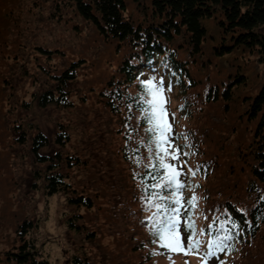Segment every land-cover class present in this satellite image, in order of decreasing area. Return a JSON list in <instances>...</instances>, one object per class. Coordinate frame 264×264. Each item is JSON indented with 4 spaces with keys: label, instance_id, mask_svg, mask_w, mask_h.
Returning <instances> with one entry per match:
<instances>
[{
    "label": "rangeland",
    "instance_id": "obj_1",
    "mask_svg": "<svg viewBox=\"0 0 264 264\" xmlns=\"http://www.w3.org/2000/svg\"><path fill=\"white\" fill-rule=\"evenodd\" d=\"M67 1L0 0L2 3L5 2L3 7H7L4 13L6 21H2L4 26L1 27L0 33V93H3L4 98L5 95L7 97L2 78L8 67L20 62L24 66L20 67V70L15 66L10 74L21 94L19 100L25 99L28 102L24 106L20 102L14 104L12 103L14 100H9L0 107V264H6L9 253L16 252V247L20 243L16 230L26 219L31 227L24 237L35 243L41 257L47 259L50 264H72V256L84 255L93 264H142L139 261L141 258L148 264H202L201 254L207 250V242L211 237L206 238L205 233L201 234V225L198 226L196 235L197 240L201 241L199 253L193 251L184 255L164 248L162 250L157 244L148 245L146 242L140 246L141 249L133 247L128 244V239L125 240L126 231L116 233L120 226L105 220L106 208L103 205L105 199L102 187L107 177L108 183L112 186L117 177L115 168L122 169L127 166L122 155L129 149L123 148V137L121 130L117 132L116 118L111 112L103 109L98 93L114 73L115 67H118L124 56L129 53V49L125 48L121 53L115 50L113 44L102 40L97 29L92 24L84 22ZM125 1L127 4L125 14H128L130 19L152 21L149 13L151 0H140L138 3L134 0ZM10 10L13 14L8 12ZM217 16L218 14H215L214 18L202 20L207 33L201 53L188 55L185 49L178 48L179 60L190 59L186 63L188 73H184L182 80H177L174 72H168L166 74L168 80L163 84L164 95L168 99L166 107L169 122L172 124L173 144L179 147L181 153L190 154L181 155L179 161H170L183 165L182 175L178 177L184 185L181 189L183 207L179 216V231L182 238L181 228L185 219L182 213L187 209L185 195L192 197L195 194L198 201L200 196L198 203L200 212L205 207L204 201L202 203L201 200L205 188L210 190L211 186L223 187L235 183L229 186V190L233 189L232 194L240 199L245 197L247 166L242 160L235 159L236 164L233 161L244 149L240 146V141L245 143L249 141L256 124L254 121L246 122L242 98L245 95L252 96L260 81L264 79V66L255 54L237 49L224 55L215 52L223 45L230 44L229 40H223ZM21 27L23 39L20 37ZM23 42L27 44L25 49H22ZM38 45L56 46L64 52L50 60L52 68L61 70L72 59L84 58V61L79 63L77 74L75 72V79L66 86L73 97L74 104L71 107L59 108L53 104L40 107L36 98L32 99V93L46 89L43 88L44 85L34 83V79L39 76L42 81H47L36 68L38 62L44 61V57L41 60L39 56H35L32 47ZM174 64L175 68L171 65L170 70L176 69L178 63L174 61ZM240 70L246 81L237 88H234L236 86L234 83L231 87L233 98L226 100L224 91L238 76ZM161 78L165 79L161 76L156 82H160ZM189 81L193 83L187 86ZM169 85L171 91L167 90ZM128 91L134 95L136 87L132 85ZM216 91L219 97L211 98ZM208 93L211 94L210 100H206L205 97ZM9 103H12L10 109L2 118V111L8 108ZM201 122L206 124L205 127L202 126L203 131L206 130V133L216 141L215 147L207 141L205 146L197 142L196 137L203 135L199 129ZM16 123L20 124L19 128L16 127ZM58 123L65 125L70 136V140L66 141L64 146L54 142ZM38 130L42 131L48 140L47 146L41 149L42 154L51 155L58 150L62 155L68 152L78 157V165L70 169L66 165L63 166V173L68 176L66 181L76 193L92 198L94 202L92 209L86 210L71 205L68 199L74 197V194L70 192L46 194L43 180L41 182L35 177V172L38 173L42 167L34 163L29 148L30 138ZM21 132L26 135L24 144L16 141L17 135ZM193 148L196 153H192ZM115 149L118 150L120 157L111 153ZM204 149L216 155V162L219 164L217 170L211 174L209 184L200 177V173H197L204 165L201 161L208 160L200 153L204 152ZM148 161L149 158L142 159V162ZM189 169L195 170L197 174L193 176ZM196 185L198 187H194ZM213 199L218 198L214 196ZM73 215L82 216L76 224L82 225L80 230H74L68 225ZM142 236L143 231L138 229L133 241L137 242L140 239L138 242L140 243L143 240ZM232 244L233 251L218 253L208 261V264L221 262L264 264V228L253 238L252 243L246 244L247 249L242 250L243 255L240 253L239 243L231 242L230 248ZM153 252L160 254L152 255Z\"/></svg>",
    "mask_w": 264,
    "mask_h": 264
},
{
    "label": "trees",
    "instance_id": "obj_2",
    "mask_svg": "<svg viewBox=\"0 0 264 264\" xmlns=\"http://www.w3.org/2000/svg\"><path fill=\"white\" fill-rule=\"evenodd\" d=\"M134 1L138 3L140 0ZM67 2L84 22L92 24L97 29V33L102 40L113 44L115 50L122 53L125 48L129 49V53L124 56L120 65L115 67L114 73L106 80L98 93L103 109L111 112L116 118L117 132L121 130L123 137V148L129 149L122 155L127 166L122 169L115 168L117 177L114 179L112 186L108 183L109 178L107 177L104 187H102L103 198L105 199L103 205L106 208L104 215L106 216L105 220H108L109 223L120 226L115 231L116 233L120 234L126 231L125 240L128 239V244L133 247L141 249L140 246L144 242L148 245H156L152 242L154 238L150 234L151 224L149 218L157 210L155 207L149 206L146 198L152 192L159 191L160 195L165 197L164 203L173 207L170 201L175 188L153 189L149 187L156 181L149 178L150 169L147 165L150 160L142 162V159L150 156L155 157V148L154 145H151L153 152L148 151L151 136L147 131L149 125L138 107L139 101L137 98L144 95L142 81L159 78L168 72H174L177 75V80H182L184 73L189 71L186 63L190 59L179 60L177 50L183 48L188 55L201 53L207 33L202 20L204 18H214L215 14H218L217 23L222 30L223 40H229L230 42L229 45H223L215 52L218 55H224L226 52L235 49L243 52L247 51L255 54L264 66V0H151L149 13L152 21H145L146 19L134 21L132 18L130 19L128 14H125L127 7L125 0H68ZM4 3L0 2V33L1 27L4 26L2 21H6L4 20V13L7 7H3ZM8 12L13 14L11 10ZM19 31L20 37L23 39L22 27L19 28ZM22 39L21 41H23ZM5 44L4 41L3 45ZM26 47V42H23L22 49ZM32 48L35 56H39L41 60L44 57V61L38 62L36 68L47 79L45 82L39 76L34 79V83L44 85L43 88L46 89L38 91V93H32V99L36 98V102L40 107H46L49 104L59 108L71 107L74 104L72 103L73 97L72 93L69 94L66 86L75 79V72L77 74L81 64L80 61H84V58L72 59L66 67L60 70L52 68L49 63H51L50 60L53 56L64 54L62 50L56 46L46 45H38ZM174 61L178 65L176 69L170 70L171 65L175 68ZM17 64L8 67L5 76L2 78L8 98L6 95L4 98L3 93H0V107L9 100H14L12 102L14 104L20 102L24 106L28 103L25 99L19 100L21 94L10 74L15 66L19 70L20 67L24 66L20 62ZM245 81L246 77L240 70L238 76L225 89L224 98L226 100L233 98L231 87L235 83L234 88H237ZM192 83V81H189L187 86ZM132 85L136 87L134 95L128 91ZM255 90L252 96H243L244 103H242V100L241 103L244 109L243 114L247 117L246 122L254 121L253 123L256 125L249 141L247 143L240 141V146H243L244 149L233 161L236 164L235 159L237 161L242 160L247 166L245 170L247 178L245 197L240 199L232 194L233 189L229 190V186H233L235 183L223 187L211 186L209 187L211 191L205 188L201 195L202 203L204 201L205 204L204 209L201 212L198 210L199 196L196 206L190 207L187 204V209L182 213L185 217L184 225L181 228L185 246L188 244L190 235L186 228L189 215H191V221L195 224L196 235L197 228L201 225L206 238H209L207 234L209 225H212V231L215 233L222 225L225 230L230 229V222L234 221L238 227L232 230L235 235L233 241L239 243L241 255L244 254L242 250L247 249L246 244L252 243L253 238L264 228V79L260 81ZM210 95L208 93L205 96L206 100L209 99ZM218 97L219 94L216 91L211 98L217 99ZM12 103H9L8 108L2 111V118L5 117V114L7 115ZM225 107L228 110V104ZM58 124L59 127L54 135V142L59 146H64L66 141L70 140V136L67 128L64 127L65 125L63 123ZM19 126L20 124L16 123V127L19 128ZM202 126L205 127L206 124L204 122L200 123L199 129H201L203 135L196 137L197 142L205 146L207 141L211 143L212 147H215L216 141L206 133V130L203 131ZM17 136V143L24 144L26 141L25 133L21 132ZM46 137L42 131L38 130L30 138L29 148L34 163L42 167L38 170V173L35 172V177L41 182L43 180L46 194L70 192L74 194V197L68 199L71 205L76 208L83 207L86 210L92 209L94 207L92 198L76 193L75 189H72L70 183L66 181L68 176L63 173V166L66 165L70 169L78 165V157L75 154H68V152L62 155L58 150L51 155L42 154L41 149L48 144ZM241 142H243V145ZM106 149L109 151L107 147ZM191 151L196 153L194 148ZM111 153L119 156L117 149ZM200 153L208 160L201 161L204 165L197 173H200V177L209 184L211 174L219 166L216 162L217 156L212 155L211 151L205 149L204 152ZM109 159L111 160V158ZM138 160L139 163H137ZM162 173L163 170H161ZM219 187H221V190H219ZM179 194H181L180 196L183 195L181 191ZM214 196H217L218 199H213ZM185 197L187 201L191 199L188 195H185ZM155 202L159 203L160 201ZM80 217L82 216L73 215L70 217L72 219L68 221L69 227L80 230L82 225H76ZM198 221L202 223L198 224ZM30 227V222L26 219L17 228L16 232L20 237V243L16 247V252L9 253L10 256L5 262L6 264H50L47 259L41 257L35 243L24 237ZM84 228L87 231L85 226ZM138 229L144 233L143 240L140 243H138L140 239L137 242L133 241L137 236ZM128 231H130L129 236ZM196 235L195 239H197ZM233 250L234 245L232 244L231 251ZM139 261L142 264H148L144 258ZM71 262L72 264H93L85 255L83 257L72 256Z\"/></svg>",
    "mask_w": 264,
    "mask_h": 264
},
{
    "label": "snow or ice",
    "instance_id": "obj_3",
    "mask_svg": "<svg viewBox=\"0 0 264 264\" xmlns=\"http://www.w3.org/2000/svg\"><path fill=\"white\" fill-rule=\"evenodd\" d=\"M144 95L138 97V107L142 113L143 118L147 121L149 128L147 131L151 134L149 139L148 151L153 152L154 145L155 157L150 156V163L147 167L150 169L149 178L156 182L149 187L153 189L162 188H175L172 193L171 204H175L176 207L167 206L164 203L165 197L160 195L159 191L152 192L146 199L151 207L156 208V212L149 218L150 220V234L153 236V243L158 247L167 249L173 253H183L188 255L195 251L199 253L201 241L195 239V224L191 221V215H189L188 222L186 224L187 230L190 232L188 237V244L185 247L183 238L179 231V216L180 209L183 207L181 204V196L179 192L184 188V185L179 181L178 177L182 175L183 165L177 163L173 164L169 161H179L181 155L188 156V152L181 153L179 147L173 144L172 124L168 119L167 103L168 99L164 95L165 89L163 87V81L156 82L155 78L142 81ZM168 91H171L169 85ZM186 139V137H183ZM188 147V145H185ZM171 149V150H170ZM139 163V160L137 161ZM186 163V161H185ZM199 166H197V169ZM161 170L163 173L161 174ZM189 172L195 176L196 171L189 169ZM198 187V185L194 186ZM160 201L156 203L155 201ZM198 197L193 194L191 199L187 201L190 207H195ZM231 228L225 230L223 225L220 229H217L215 233L212 231V225H209L208 235L211 237L207 242V250L203 252L202 264H208V261L218 253L226 250L230 251V243L235 239L233 229H236L238 225L231 221ZM201 234H204V230H201ZM160 253L153 252L152 255H158ZM223 264V262H221Z\"/></svg>",
    "mask_w": 264,
    "mask_h": 264
}]
</instances>
